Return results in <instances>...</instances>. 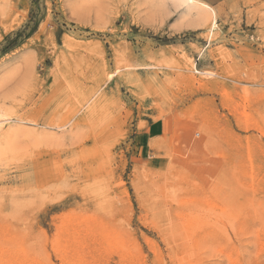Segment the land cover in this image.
<instances>
[{
	"label": "rangeland",
	"instance_id": "rangeland-1",
	"mask_svg": "<svg viewBox=\"0 0 264 264\" xmlns=\"http://www.w3.org/2000/svg\"><path fill=\"white\" fill-rule=\"evenodd\" d=\"M200 1L0 0V264H264V0Z\"/></svg>",
	"mask_w": 264,
	"mask_h": 264
},
{
	"label": "bare ground",
	"instance_id": "bare-ground-1",
	"mask_svg": "<svg viewBox=\"0 0 264 264\" xmlns=\"http://www.w3.org/2000/svg\"><path fill=\"white\" fill-rule=\"evenodd\" d=\"M187 1H190V0H187ZM192 1H195L196 3H199V4H196V3H193V4H196V5H193L195 6V11L198 15H200L199 17L203 16V18H213V6L206 3V2H203V1H200V0H192ZM202 18V17H201ZM202 18V20H203ZM1 122V120H0Z\"/></svg>",
	"mask_w": 264,
	"mask_h": 264
}]
</instances>
